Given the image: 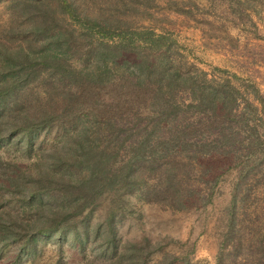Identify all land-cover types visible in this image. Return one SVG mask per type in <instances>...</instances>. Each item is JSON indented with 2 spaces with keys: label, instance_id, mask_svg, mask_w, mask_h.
<instances>
[{
  "label": "trees",
  "instance_id": "trees-1",
  "mask_svg": "<svg viewBox=\"0 0 264 264\" xmlns=\"http://www.w3.org/2000/svg\"><path fill=\"white\" fill-rule=\"evenodd\" d=\"M152 1L0 0V150L18 152L0 156L5 242L35 251L32 243L48 236L83 251L91 241L102 264H151L158 247L148 238L119 245L112 215L103 228L88 222L102 196L187 211L210 201L226 170L238 168L236 187L259 172L263 143L237 110L235 88L188 66L165 31L123 12L142 15ZM221 1L242 10L244 0ZM132 92L146 93L144 104L123 107ZM54 126L60 133L44 145L40 132ZM235 204L216 264H264V228L244 225L248 215L237 219Z\"/></svg>",
  "mask_w": 264,
  "mask_h": 264
},
{
  "label": "rangeland",
  "instance_id": "rangeland-1",
  "mask_svg": "<svg viewBox=\"0 0 264 264\" xmlns=\"http://www.w3.org/2000/svg\"><path fill=\"white\" fill-rule=\"evenodd\" d=\"M148 4L139 8V12L145 11L142 15L136 16L132 6L123 12L140 20L142 25L152 24L158 33L165 31L174 41L172 48L178 59L188 66L205 71L207 78L227 80L235 88L237 110L245 112L248 124L257 128L263 143L259 172L249 175L236 187L238 168L226 170L212 187L210 201L187 211H170L157 204L139 201L134 195L106 194L90 210L88 222L91 225L100 223L103 228L106 219L112 215L119 245L126 241L142 244L143 238H148L158 247L149 256L151 264L165 255L176 258L172 264H184V261L186 264H216L233 198L237 219L245 212L248 217L243 220L244 225L260 224L264 228V215L261 219L254 216L264 212V0H244L242 10L237 2L231 4L221 0H153L151 6ZM148 12L151 18L145 17ZM5 17L2 2L0 23ZM113 94L102 93L105 101L115 99ZM143 94L146 93L132 92L131 97L123 95V107L130 105L135 109V101L143 105ZM58 133L60 128L54 126L40 132L39 139L47 145ZM0 154L6 160L17 156L18 152L1 149ZM25 159L20 157L19 160ZM242 195H245L243 201ZM17 205L11 202L5 206L17 209ZM22 242H5L0 237V264L103 262V258L96 257L95 252L99 249L91 250V241L83 251L77 244L72 246L70 239L58 241L56 237L44 236L32 243L35 251L22 246ZM119 250L124 249L119 247Z\"/></svg>",
  "mask_w": 264,
  "mask_h": 264
}]
</instances>
